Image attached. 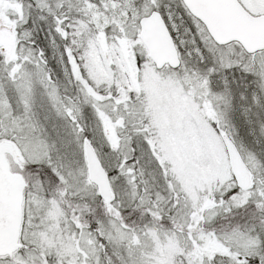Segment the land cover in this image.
Listing matches in <instances>:
<instances>
[{
    "label": "rangeland",
    "instance_id": "rangeland-1",
    "mask_svg": "<svg viewBox=\"0 0 264 264\" xmlns=\"http://www.w3.org/2000/svg\"><path fill=\"white\" fill-rule=\"evenodd\" d=\"M45 2L55 10L62 1ZM69 2L82 5L85 17L48 19L37 14L27 21L21 19V3L15 8L0 0V24H9L18 34L22 56L12 62L15 71L10 73L22 91L9 87L7 100H0L2 128L11 132L21 122L30 125L33 140L19 146L28 165L26 176L37 190L30 196L38 197L35 204L27 202L25 223V228H38L23 234L26 248L12 258L19 264H115L103 235L136 264H175L185 254V237L191 239L197 225L182 216L166 218L169 206L186 196L195 208L202 196L208 200L206 189L210 193L217 181L233 178L226 149L208 124L211 103L200 100L191 80L171 68H155L138 37V20L149 13V0ZM246 2L252 13L264 15V0ZM37 40L50 54L43 60L54 68L51 82L47 68L46 74L42 70L47 63L37 67L34 58L21 55L33 51ZM17 99L22 103L17 105ZM32 112L46 124L47 138ZM86 137L102 164L114 172V204L127 208L128 222L123 213L117 214L118 225L111 223L116 214H110L112 219L100 215L99 227L79 231L69 220L72 209L96 208L98 191L88 178ZM243 158L251 169L257 166L254 158ZM49 163V171L59 172L60 180L32 182L31 168H47ZM127 224L130 229L123 228ZM200 235L204 244L194 243L193 260L223 247L215 237L203 231ZM216 259L219 264L222 257Z\"/></svg>",
    "mask_w": 264,
    "mask_h": 264
},
{
    "label": "snow or ice",
    "instance_id": "snow-or-ice-1",
    "mask_svg": "<svg viewBox=\"0 0 264 264\" xmlns=\"http://www.w3.org/2000/svg\"><path fill=\"white\" fill-rule=\"evenodd\" d=\"M236 3L249 15H259L250 11L246 0ZM146 7L149 12L160 14L177 41L180 63L172 70L191 80L202 102L211 103L208 124L215 138L221 145L228 144L257 163L252 169L254 182L250 189H245L233 176L223 184L217 181L210 193L205 190V195L213 201L210 208L201 210L203 196L195 208L186 196L178 197L169 206L174 218L182 216L186 223L197 225L190 233L191 239L185 237V254L175 264H217L218 256L222 257L219 264H264V47L252 49L235 38L217 40L204 20L191 12L188 0H149ZM40 51L43 53L44 49ZM14 71L12 63L5 66L0 52V89L5 95L9 87L17 89L18 94L22 91L10 75ZM21 103L17 99V105ZM31 117L35 118L41 135L47 138L50 134L39 114L32 112ZM29 132L30 125L21 122L19 128L13 127L11 132L4 131L0 136L13 138L23 146L34 138ZM52 167L49 163L45 171ZM49 175L60 180L59 172L49 171ZM193 212L197 213L195 217ZM204 224L208 227L201 228ZM201 231L210 239L215 237L223 247L193 260L190 254L194 243L204 244ZM22 247L26 248V243ZM20 255L23 259L27 252ZM0 264H19V261L0 257Z\"/></svg>",
    "mask_w": 264,
    "mask_h": 264
},
{
    "label": "water",
    "instance_id": "water-1",
    "mask_svg": "<svg viewBox=\"0 0 264 264\" xmlns=\"http://www.w3.org/2000/svg\"><path fill=\"white\" fill-rule=\"evenodd\" d=\"M191 12L204 20L219 41L238 39L247 47H264V15H249L236 0H188ZM139 37L148 49L157 69L166 64L175 68L180 63L179 53L165 20L157 12L139 20ZM17 40L8 27H0V47L12 53ZM233 176L245 188L254 182L253 172L242 155L224 144ZM89 180L94 183L103 201H114L109 175L88 139L84 142ZM11 161L24 168L18 145L9 139L0 140V257H13L22 249L21 229L23 201L27 182L19 172H13Z\"/></svg>",
    "mask_w": 264,
    "mask_h": 264
},
{
    "label": "trees",
    "instance_id": "trees-1",
    "mask_svg": "<svg viewBox=\"0 0 264 264\" xmlns=\"http://www.w3.org/2000/svg\"><path fill=\"white\" fill-rule=\"evenodd\" d=\"M5 1L10 2L9 5L10 6L12 5L15 8H17L18 5L21 3V6L18 7V8H20L19 12H21V19L24 18L27 21H33V17H37V14L42 15L48 19H51L52 17H56V18L57 17L58 18L63 17V19H80V18L85 17L84 13H82L84 7L82 5H75L72 2L70 3L69 0H61L62 1L61 5L58 8H56L55 10L53 8H51L50 6H47V3L45 2V0H5ZM6 25L10 27L9 24H6ZM26 27L29 28L30 26L27 24ZM113 173H114L113 171H109L111 181H112ZM74 198L75 197H72V199H74ZM78 201H80V200H78ZM203 203H205L206 206L203 207L201 204L202 210L210 208L213 204V201L208 198V200L204 201ZM116 205H117L118 213L124 214V212L127 211V208H125L123 204L121 206H118V203H117ZM79 206H82V205L79 203ZM85 207H87V206L85 205ZM94 207H96V208L90 209V210H85L86 212H84V210H82V209L79 210V208L77 210L78 214H80V216L82 218V221L85 224H87L88 229H90V228L96 229L97 227H99L98 218L100 217V215H103V217L107 216V213L105 211V207L103 206L101 201H99V200L96 201ZM161 212L165 213L163 210H161ZM165 214H167V215H165V217L168 219L174 218L170 212L165 213ZM123 217H125V214ZM107 218H109V216ZM118 221H119V223H121L119 219H118ZM127 222H128V219H127ZM126 226L127 227H123V228L130 229V226L128 224ZM203 226H205L206 228L208 227L207 224H204ZM184 227H187V225ZM37 228L38 227H36V229ZM186 229L188 230V228H186ZM98 236H99V234H98ZM101 238L105 241V242L102 241L103 244L106 247L108 246L109 253L113 252V258H114L113 262H115V264H136L134 261H132L129 258L127 251L123 247L119 248V250L117 252L113 249V245H112L110 240H107V237L102 235ZM111 256H112V254H111Z\"/></svg>",
    "mask_w": 264,
    "mask_h": 264
},
{
    "label": "flooded vegetation",
    "instance_id": "flooded-vegetation-1",
    "mask_svg": "<svg viewBox=\"0 0 264 264\" xmlns=\"http://www.w3.org/2000/svg\"><path fill=\"white\" fill-rule=\"evenodd\" d=\"M32 47L34 48L33 51H30L29 49L28 50H24L23 52L21 51V55L22 54H30V58H34L35 60V63L37 62V67L40 65L41 62H43L42 64H45L44 62V55L46 56L47 55V58L49 59V52H44L41 53V51L39 49H43V46L40 44V41L37 40L35 41V44L33 43L32 44ZM18 48H19V42L16 43V47H15V50L13 52V54H7L4 49H1L2 50V54H3V59H4V63H5V66L8 64V63H12V62H16L18 59H22V56L18 55ZM36 49V50H35ZM34 56H37V57H34ZM38 59V60H37ZM49 61V60H48ZM41 64V65H42ZM46 66V67H45ZM45 66H42V70L45 68H47V71H48V79L47 81L51 82L52 81V78H51V75L53 76V73H54V68H52L51 66H49V62H47V65L45 64ZM41 69V68H40ZM45 70H43L44 72ZM45 74H46V71H45ZM54 79V77H53ZM7 95V94H6ZM3 99H6L7 98L5 97V93L3 91V89H0V100H3ZM3 116H1V112H0V133L4 132L3 131V128H2V118ZM0 138H6V137H3V136H0ZM13 168V167H12ZM44 169H46V167H40V166H36V167H32L31 170H30V175H31V178H32V182H55L53 178H50L49 176V170L48 171H45ZM16 170H19L22 172V174H24V177L27 181V187L25 189V193H24V217L26 218L27 217V214L29 213V210H28V207H26L27 205V202H30V204H35L36 203V199L38 200V197L33 199L34 197H31L30 194L32 196L36 195L37 194V190L35 188V186L32 185L30 179L26 176V173L28 171V165L26 163V165L24 164V168L22 169L20 166H19V169H16ZM39 173V175H37L36 173ZM43 178V179H42ZM35 191V192H34ZM33 193V194H32ZM27 208V209H26ZM112 211L111 212H115L117 213V210L116 209H111ZM75 210L72 209L71 211V219L72 221L77 225V227L79 229H82L83 228V224L81 223L82 220L81 219H75ZM85 225V224H84Z\"/></svg>",
    "mask_w": 264,
    "mask_h": 264
}]
</instances>
